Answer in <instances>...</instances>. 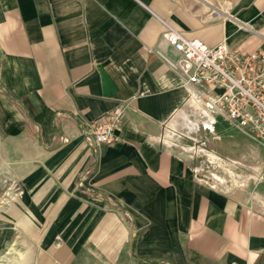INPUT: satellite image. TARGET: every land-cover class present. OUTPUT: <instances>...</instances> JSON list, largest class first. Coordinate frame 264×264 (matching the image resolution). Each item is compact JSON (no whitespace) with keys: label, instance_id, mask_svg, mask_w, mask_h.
Segmentation results:
<instances>
[{"label":"crops","instance_id":"crops-1","mask_svg":"<svg viewBox=\"0 0 264 264\" xmlns=\"http://www.w3.org/2000/svg\"><path fill=\"white\" fill-rule=\"evenodd\" d=\"M256 1L242 18L225 0H0V194L39 201L35 264H264V155L225 176L228 144H264L220 131L164 36L264 50ZM124 100V140L90 145Z\"/></svg>","mask_w":264,"mask_h":264},{"label":"built area","instance_id":"built-area-1","mask_svg":"<svg viewBox=\"0 0 264 264\" xmlns=\"http://www.w3.org/2000/svg\"><path fill=\"white\" fill-rule=\"evenodd\" d=\"M164 36L181 53L179 63L170 62L192 88V96L232 128L264 144V50L247 52L225 41L210 46L199 38L186 37L167 22ZM129 108L128 101H119L106 120L88 125L85 133L90 145L123 141Z\"/></svg>","mask_w":264,"mask_h":264},{"label":"rangeland","instance_id":"rangeland-1","mask_svg":"<svg viewBox=\"0 0 264 264\" xmlns=\"http://www.w3.org/2000/svg\"><path fill=\"white\" fill-rule=\"evenodd\" d=\"M223 1V0H220ZM227 7L223 8L228 12L229 16L237 15L238 17L245 18L251 16L253 13H258V9L253 1L256 0H225ZM232 6H229V4ZM252 3V4H251ZM251 4V5H250ZM218 128L224 134H235L236 136L247 137L239 129L232 128L228 122L224 120L222 116L218 117ZM250 137V136H249ZM260 141V140H258ZM255 142V141H254ZM256 143V142H255ZM258 149H264L263 146L257 144ZM233 147L227 146V157L234 159V157L242 155L240 164L235 167L228 165L226 169L227 177H234L236 173L241 172L242 176H250L252 172L257 171L258 162L261 161L263 153L258 150L245 151L240 153L238 150L233 151ZM236 153V154H235ZM232 172V173H231ZM223 175V173H221ZM262 179V176L260 177ZM15 193L11 194V185H5L0 194V264H35L42 242L41 234L46 229L47 222L45 224H39V217L36 215H27L23 208H30V203H35L34 207L38 206L39 201H34L31 194L26 196L24 194V186L18 185L17 191L12 189ZM43 201H40V203Z\"/></svg>","mask_w":264,"mask_h":264}]
</instances>
